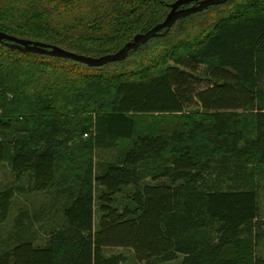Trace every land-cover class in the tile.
Segmentation results:
<instances>
[{"label": "trees", "instance_id": "trees-1", "mask_svg": "<svg viewBox=\"0 0 264 264\" xmlns=\"http://www.w3.org/2000/svg\"><path fill=\"white\" fill-rule=\"evenodd\" d=\"M175 1L0 0V31L101 57ZM161 33L102 67L0 43V164L28 177L0 190V213L18 190L57 186L61 167L70 222L45 245L15 223L0 264H125L105 253L115 248L139 264H264V0L213 5ZM98 150L115 160L95 163Z\"/></svg>", "mask_w": 264, "mask_h": 264}, {"label": "rangeland", "instance_id": "rangeland-1", "mask_svg": "<svg viewBox=\"0 0 264 264\" xmlns=\"http://www.w3.org/2000/svg\"><path fill=\"white\" fill-rule=\"evenodd\" d=\"M199 110V109H198ZM197 108H192L189 110L192 114H196L198 112ZM175 120V119H174ZM171 119H167V122H171ZM170 125V124H169ZM91 133L93 132L90 131ZM88 132V134H84L83 138L88 139L91 135V133ZM79 152V151H78ZM116 158V155L111 154L108 155L102 150L96 151L95 154V163H100L103 161H114ZM65 168H63L64 170ZM58 176H57V186L52 187L50 191L46 194H43L41 192H35L31 194H27L26 190H18V194L13 197L11 205H13V208L18 209L19 207H24L27 203H44L46 201H49L50 203L54 202L53 199H57V203L68 204V200L65 196V194L58 195V190L60 188H63L61 185V178H62V168L60 167L58 170ZM228 182V181H227ZM258 185L261 184L260 188V202H261V214L260 219L264 222V175L261 176V178L258 177ZM15 183V184H14ZM28 183V177L24 176L20 180L16 177V175L12 172L8 162H3L0 164V190H2L4 187L15 186L16 188L21 187L22 185L26 187ZM74 183V182H73ZM71 183V185H74ZM226 183V182H225ZM10 186V187H11ZM28 186V185H27ZM9 187V188H10ZM8 189V188H5ZM99 189H97V193ZM76 191V190H75ZM25 193V195L23 194ZM126 204V200L124 198H119L118 202L116 203V206L123 208ZM96 214L100 215L99 211V204L98 201L96 202ZM65 223H23L22 224V235L26 238H32L37 245H45L46 241L49 240L50 235L52 232L60 229ZM98 223H96L97 225ZM257 231V230H255ZM16 232L15 223H0V250H3L4 244L9 243L8 239L10 236H12ZM12 234V235H11ZM3 239H5V243H3ZM255 245V252L257 253V256L260 257L264 261V237L260 240L257 239L254 241ZM2 248V249H1ZM107 255L111 254H120L123 256L125 264H139L137 260L135 259L134 253L130 249H124V248H115V249H107L105 251ZM154 264H181V259H178L176 261L172 262H164V261H157Z\"/></svg>", "mask_w": 264, "mask_h": 264}, {"label": "water", "instance_id": "water-1", "mask_svg": "<svg viewBox=\"0 0 264 264\" xmlns=\"http://www.w3.org/2000/svg\"><path fill=\"white\" fill-rule=\"evenodd\" d=\"M227 1L230 0H176L175 2L170 4L171 11L162 23L156 25L147 33L137 34L133 41L128 42L117 53L108 54L101 57H91L78 54L57 45L22 39L3 31H0V43H3L9 48L16 49L25 53L48 55L74 60L80 63H84L90 67H102L109 63L126 59L131 50L139 48L142 44L147 43L151 38L160 35L162 30H165L164 33H161L162 35L167 34L179 19L201 12L209 8L210 6L223 4ZM192 2H196V4L189 7H184L185 5Z\"/></svg>", "mask_w": 264, "mask_h": 264}, {"label": "crops", "instance_id": "crops-1", "mask_svg": "<svg viewBox=\"0 0 264 264\" xmlns=\"http://www.w3.org/2000/svg\"><path fill=\"white\" fill-rule=\"evenodd\" d=\"M12 185V184H11ZM10 185V186H11ZM4 187L2 190L5 188ZM41 192L43 194L48 193ZM27 194L35 193L34 191H27ZM58 195H62L61 191L58 190ZM18 194L16 192L15 196ZM25 195V193H23ZM54 202L50 203L46 201L44 203H27L24 207L18 209L13 208L10 205L8 213L4 216L0 213V223H70L65 210L67 204L57 203V199H53ZM57 201V202H56ZM101 214H96V204L94 206V223H100Z\"/></svg>", "mask_w": 264, "mask_h": 264}]
</instances>
